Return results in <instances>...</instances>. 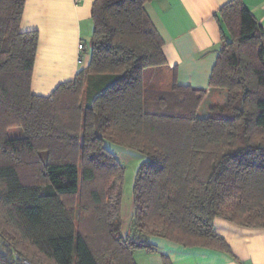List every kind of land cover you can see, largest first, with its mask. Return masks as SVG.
I'll return each instance as SVG.
<instances>
[{"label": "trees", "instance_id": "1", "mask_svg": "<svg viewBox=\"0 0 264 264\" xmlns=\"http://www.w3.org/2000/svg\"><path fill=\"white\" fill-rule=\"evenodd\" d=\"M152 1L96 0L89 65L40 96L26 0H0V264H137V251H157L153 237L230 252L216 219L264 229V28L243 0L221 8L228 35L209 87L227 103L204 118L207 89L162 85ZM106 141L147 158L126 238L124 167ZM79 197L89 206L76 220Z\"/></svg>", "mask_w": 264, "mask_h": 264}, {"label": "crops", "instance_id": "2", "mask_svg": "<svg viewBox=\"0 0 264 264\" xmlns=\"http://www.w3.org/2000/svg\"><path fill=\"white\" fill-rule=\"evenodd\" d=\"M229 1L154 0L145 5L165 44L168 68L163 71L162 85L176 82L207 89L208 97L199 111V116L204 118L213 105L227 103L226 91L210 89L209 81L222 46V35H228L220 10ZM95 2L26 0L21 29L39 32L32 79L34 94L50 96L59 85L73 81L89 65ZM243 2L264 28V0ZM81 44L85 47L83 50L79 48ZM214 227L230 252L185 247L153 237L150 243L157 247V251H137L135 260L137 264H264L263 228L246 227L223 218L216 219Z\"/></svg>", "mask_w": 264, "mask_h": 264}, {"label": "rangeland", "instance_id": "3", "mask_svg": "<svg viewBox=\"0 0 264 264\" xmlns=\"http://www.w3.org/2000/svg\"><path fill=\"white\" fill-rule=\"evenodd\" d=\"M211 100H208L210 102ZM207 102V103H208ZM9 135L12 138H21L24 136V131L22 128H12L9 131ZM106 147L118 158L124 167V183L122 189V237L126 238L131 229V220L134 214V200H133V189L136 179V174L143 162L147 158L138 153L135 150L117 145L111 141H106ZM87 188L82 190L83 195L86 193ZM67 203L73 205V201L66 199ZM87 201L81 199L80 197L75 200V213L76 220L80 217V206L81 204H86ZM89 206V205H88ZM30 262V261H29ZM31 263V262H30ZM32 264V263H31Z\"/></svg>", "mask_w": 264, "mask_h": 264}, {"label": "built area", "instance_id": "4", "mask_svg": "<svg viewBox=\"0 0 264 264\" xmlns=\"http://www.w3.org/2000/svg\"><path fill=\"white\" fill-rule=\"evenodd\" d=\"M81 0H74V2L76 3V4H78L79 2H80ZM79 48L81 49V50H83L85 47H84V45L83 44H81L80 46H79ZM24 264H31L29 261H24Z\"/></svg>", "mask_w": 264, "mask_h": 264}]
</instances>
